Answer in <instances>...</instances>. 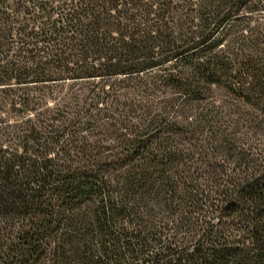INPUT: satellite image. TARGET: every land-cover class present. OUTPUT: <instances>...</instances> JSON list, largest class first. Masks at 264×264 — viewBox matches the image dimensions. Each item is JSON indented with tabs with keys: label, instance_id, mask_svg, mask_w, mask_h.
Instances as JSON below:
<instances>
[{
	"label": "trees",
	"instance_id": "trees-1",
	"mask_svg": "<svg viewBox=\"0 0 264 264\" xmlns=\"http://www.w3.org/2000/svg\"><path fill=\"white\" fill-rule=\"evenodd\" d=\"M0 264H264V0H0Z\"/></svg>",
	"mask_w": 264,
	"mask_h": 264
}]
</instances>
